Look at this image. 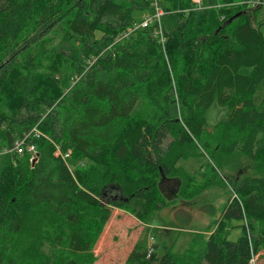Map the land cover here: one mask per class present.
Segmentation results:
<instances>
[{"label": "trees", "instance_id": "trees-1", "mask_svg": "<svg viewBox=\"0 0 264 264\" xmlns=\"http://www.w3.org/2000/svg\"><path fill=\"white\" fill-rule=\"evenodd\" d=\"M157 1L163 42L155 22L135 27L149 0H0V151L33 127L41 133L29 137L35 162L0 153V264L92 263L112 209L145 222L173 202L161 178H177L191 196L216 181L215 166L204 178L177 166L197 157L186 149L194 141L264 163V96L253 101L264 77V4ZM148 94L149 118L134 119ZM214 105L225 111L212 125ZM112 182L120 198L103 204ZM234 191L201 254L158 253L150 238L132 242L122 264H250L264 247V174L243 176ZM232 219L241 220L234 241Z\"/></svg>", "mask_w": 264, "mask_h": 264}, {"label": "rangeland", "instance_id": "rangeland-1", "mask_svg": "<svg viewBox=\"0 0 264 264\" xmlns=\"http://www.w3.org/2000/svg\"><path fill=\"white\" fill-rule=\"evenodd\" d=\"M119 1L125 2L126 0ZM127 1L133 2V0ZM202 4L217 6L218 2L217 0H202ZM262 12H264V7L261 9ZM141 16L142 14L135 12L136 21L141 19ZM261 18L260 14L259 19ZM261 31L264 37V24L261 25ZM54 78L57 79L58 75ZM263 96L264 77L253 94L254 104H260ZM152 108L149 94L142 96L134 112V119L149 118ZM224 111V108L217 105L212 106L207 113L208 122L212 125L217 124ZM9 140V143L13 142L11 137ZM186 149L191 150L189 152L197 157L190 156L188 159H180L177 166L198 178H204L206 171L208 170L209 173L210 169L215 166L214 179L216 181L191 196L192 191L189 189L181 192L180 181L178 185L176 184L177 178L168 183L167 178L163 177L158 183L159 189L168 200H173V202L162 209L153 211L145 222L135 218L129 207L125 210L112 209L111 217L96 244L95 260L90 264H122L132 242L137 241L140 245H148L151 242L150 238L156 245L158 253H163L164 248L168 247L174 254L180 255L186 248L191 247L196 254H201L208 233L216 229L223 207L231 197L235 196L234 189L239 179L243 176L264 174V163L253 162L243 154H223L214 149H204L199 142L195 141L194 145L192 143L186 145ZM4 159L5 157L0 154V172ZM111 185L113 187L105 189L100 198L103 204L113 199L118 201L120 198L121 192L115 182ZM132 203L140 207L142 201L135 199ZM227 224V238L234 241L240 234L238 225L241 224V220L232 219ZM250 264H264V247L254 254Z\"/></svg>", "mask_w": 264, "mask_h": 264}, {"label": "built area", "instance_id": "built-area-1", "mask_svg": "<svg viewBox=\"0 0 264 264\" xmlns=\"http://www.w3.org/2000/svg\"><path fill=\"white\" fill-rule=\"evenodd\" d=\"M149 2L151 9L149 11H145L144 13H142L141 19L139 20V23L135 27H148L153 25V23L155 22L154 24L155 35L159 38L160 42H163L164 36L162 34L161 18L164 15V11L159 6L157 0H149ZM190 2H191V8L195 10L204 9L207 7L202 4V0H190ZM244 2H248V3L251 2L253 6L264 4V0H249V1L243 0L240 2H236L235 4H242ZM128 33L129 31L126 34H124V37L128 35ZM30 135L40 136L41 133L37 130L36 127H33L30 131H28V133H26L20 139L14 140L11 149L3 148L2 151H0V153L5 154L10 152L11 150H15L17 154H23L27 152L30 155L29 160L35 162L38 154L34 143H32L29 140ZM56 149H57L56 153H61V150L58 146ZM61 154L64 159L69 158L70 150L68 149L67 151ZM252 259L250 260V263Z\"/></svg>", "mask_w": 264, "mask_h": 264}, {"label": "water", "instance_id": "water-1", "mask_svg": "<svg viewBox=\"0 0 264 264\" xmlns=\"http://www.w3.org/2000/svg\"><path fill=\"white\" fill-rule=\"evenodd\" d=\"M237 15H239V12L236 13V14H234V15H232V16L227 20V22L232 21ZM32 162H34V161H32Z\"/></svg>", "mask_w": 264, "mask_h": 264}, {"label": "crops", "instance_id": "crops-1", "mask_svg": "<svg viewBox=\"0 0 264 264\" xmlns=\"http://www.w3.org/2000/svg\"><path fill=\"white\" fill-rule=\"evenodd\" d=\"M167 178V182L168 183H171V182H173L174 181V179H172V178H169V177H166ZM162 179V178H161ZM155 212V211H154ZM211 232H209L208 233V235L210 234Z\"/></svg>", "mask_w": 264, "mask_h": 264}]
</instances>
